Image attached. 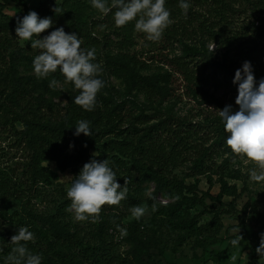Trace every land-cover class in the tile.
<instances>
[{
    "label": "trees",
    "instance_id": "obj_1",
    "mask_svg": "<svg viewBox=\"0 0 264 264\" xmlns=\"http://www.w3.org/2000/svg\"><path fill=\"white\" fill-rule=\"evenodd\" d=\"M188 2L190 8L185 16L179 0H166L165 7L170 11L172 23L159 41L152 42L144 33L134 29V21L123 27L115 26V9L104 16L91 7L89 0H37L34 11L41 18L51 17L54 21L52 27L39 34L40 37L57 27H63L66 33L76 32L83 41L82 47L95 49V62L102 65V72L107 76L103 80L104 87L97 93L93 111H86L74 102L79 90L69 82L68 105L61 112L41 95L33 94V86L41 87L34 74L23 75L19 71L21 66L33 71V58L39 54V50H33L30 45L22 47L15 33L17 19L30 10L24 6L23 0H0V134L11 137L8 149L14 151L9 159L10 165L0 163V220L27 227L34 234L35 240L27 242V248L42 256V264H96L99 258L112 259L108 255L110 231H118L117 225L123 227V218L131 214L133 206L142 203L143 185L150 182L157 192L173 190L179 194H192L188 198L194 205L206 207V198L219 204L218 208L210 210L211 219L198 227L201 234H218L223 228V213H237L243 222L248 218L236 210L232 202L222 201L223 195L234 196L236 193L235 186L229 187L222 177L217 196L201 192L199 197L197 183L186 184L172 173L179 161L188 160L192 162L193 175H203L216 166L214 157L220 153L228 155L220 166L224 170L229 158L236 157V154L225 142L227 134L218 114L207 117L206 123H192L168 109L159 108L171 94L168 84L174 78L166 72L141 74L146 62L131 48L137 45V39H141L147 46L148 59L163 62L173 71L179 69L191 93L206 103L221 106L220 99L202 90L189 75L184 57H202L206 66L214 71L232 77L234 74L211 58L205 40L199 45H189L187 40L193 36H205L207 41L228 43V38L221 32L223 24L236 14L250 11L260 25L251 23L237 33L252 32L264 41V0ZM9 3L22 6L23 13L17 18H8L3 11ZM175 42L185 48L184 56L169 57L166 53L167 47ZM55 73L63 75L59 70ZM111 77L119 79L124 90L115 88L110 82ZM43 87H46L45 83ZM138 95L147 102L141 101ZM148 111L159 114L152 123H149ZM80 120L90 122L92 136L73 134L74 126ZM195 124L208 129L203 142L195 139L198 136ZM202 138L199 136L198 139ZM209 140H213L212 144L204 146ZM92 158L108 159L121 185L124 178H128V194L118 206H102L95 222L87 220L81 225L72 221L71 201L59 184L57 173L42 163L54 162L60 172L66 169L79 172ZM11 200L18 201L19 208L9 212ZM138 224V220L131 224L130 235L143 236ZM180 226L193 228L191 222H182ZM10 239L11 236L0 232L2 244L7 241L12 245ZM244 249L249 251L253 264H261L256 248L244 246ZM0 262L3 263L4 259L0 258Z\"/></svg>",
    "mask_w": 264,
    "mask_h": 264
},
{
    "label": "rangeland",
    "instance_id": "obj_2",
    "mask_svg": "<svg viewBox=\"0 0 264 264\" xmlns=\"http://www.w3.org/2000/svg\"><path fill=\"white\" fill-rule=\"evenodd\" d=\"M24 6L34 11L37 7V0H23ZM23 7L9 3L4 8V14L8 18H17L23 13ZM253 23L259 26L250 11L241 15H234L229 19L228 23L222 26V33L228 38V43L222 40L207 41L205 36H193L187 40L189 45H199L201 40L206 41L208 50L211 51V58L226 68L233 74L235 70L240 68L242 63L247 60L251 62L254 76L257 81L264 78V41L256 38L252 32L245 35L237 32L241 27ZM235 36V37H232ZM237 36V37H236ZM19 44L22 47L30 45L29 42L22 41L19 38ZM147 46L141 39H137V45L131 48L139 54L140 59L144 60V68L140 70L143 75L171 73L173 82L168 84L171 87V94L166 97L160 109H168L176 116H183L192 123H206L207 117L218 114L219 110L225 105H232L233 110L238 109L235 104L237 95V86L232 83V76H226L224 73L214 71L206 66V62L202 57L189 56L184 57L187 61L189 75L193 76L197 84L209 95L220 99L221 106L213 103H206L203 98L196 96L186 87V81L179 69H171L163 62L148 59ZM214 48V49H213ZM37 50V49H33ZM213 50V51H212ZM166 53L169 57H178L185 55V48L178 42L168 46ZM102 68V65H100ZM20 67L19 71L23 75L34 74L33 71ZM99 77L104 80L106 74L101 72ZM55 79L56 85L50 86L51 81ZM37 82L41 87H32L33 94H39L55 109L64 112L68 105V96L70 85L65 82V78L61 74L51 73L47 78L38 79ZM112 85L124 90V84L116 78L111 77ZM45 83L46 87H43ZM165 85L166 83H162ZM51 90L49 91V89ZM141 101L147 102L142 95H138ZM147 105H153L147 103ZM159 106V105H157ZM149 123L156 120L159 115L153 111H148ZM196 127L198 124H195ZM20 128V124H16ZM198 136L195 139L204 141L207 137L205 127H197ZM205 132V133H202ZM202 133V135H200ZM202 136V139H198ZM194 140V139H192ZM11 137L7 134H0V163L3 165L11 164V157L14 154L13 149H8ZM194 142V141H193ZM213 140L204 143V146L211 145ZM200 144V143H196ZM191 152V151H190ZM228 158L227 154H218L214 157L215 165L203 175H193L191 161H179L172 173L186 184L197 183L199 191L197 195L200 197L201 192H208L212 196H217L220 191V178L222 177L229 187L235 186L236 193L234 196H222L225 203L232 202L236 210L248 217L244 222L238 217L237 213H223L221 215L223 228L215 236L201 234L198 227L206 224L212 217L210 210L218 208V203H213L208 198L204 199L206 207L194 205L188 198L192 194L183 192L179 194L173 190L155 191L153 183L144 184L142 193L143 201L139 205L146 207V214L139 221V228L142 231V237H134L130 235L128 229L134 222L131 214L125 216L122 220L123 228L127 229V236L121 238L119 231H110L112 234L110 249L108 255L112 259L99 258L96 264H253L250 253L244 249V246L258 247L261 234L264 233V183L252 182L250 180V170L255 169L256 165L243 156L229 158L227 167L222 170L220 167L224 160ZM44 166H48L57 173L59 184L67 191L70 187L73 176L79 172H73L66 169L63 172L57 170L56 164L51 161L43 162ZM151 194V198H149ZM155 206L156 211L152 208ZM178 207V209H176ZM19 208V202L11 200L8 205V211L11 212ZM70 216L74 223L79 222L83 225L84 221H77L75 213L70 208ZM250 217V219H249ZM182 222H191L193 228L181 227ZM16 225L10 220H0V232L5 235L12 236L16 234ZM239 228V235L242 240L237 246H232L230 241L238 238L234 229ZM0 240V258L10 254L12 245L7 241L2 244ZM235 258V259H234ZM258 261L264 264V257H260ZM4 264V262H0Z\"/></svg>",
    "mask_w": 264,
    "mask_h": 264
},
{
    "label": "clouds",
    "instance_id": "obj_3",
    "mask_svg": "<svg viewBox=\"0 0 264 264\" xmlns=\"http://www.w3.org/2000/svg\"><path fill=\"white\" fill-rule=\"evenodd\" d=\"M89 3L104 16L115 9V26L123 27L134 21V29L144 33L147 40L152 42L159 41L172 23L170 11L165 7L166 0H89ZM179 7L187 16L190 8L188 0H179ZM53 24L51 17L41 18L37 12L30 10L17 19L16 37L29 42L32 49L39 50V54L32 61L36 78H47L49 74L59 70L65 82L72 83L74 89L79 90L74 102L86 111H93L97 103V93L104 87V81L98 78L102 68L95 62L96 51L82 47L83 41L78 34L66 33L63 27H57L40 37L39 34ZM56 83L53 79L50 86L54 87ZM232 83L237 86L235 104L238 109L234 111L232 105H225L218 112L227 134L225 142L233 154L243 156L256 165L255 169L250 170V180L264 183V78L257 81L251 62L245 60L235 70ZM74 127L73 134L76 136L81 133L85 136L93 135L87 120L78 121ZM73 177L66 195L71 201L70 208L77 221L95 222L102 206H118L127 198L129 179L125 177L123 185L118 183L117 175L108 159H90ZM152 210L156 211L155 206ZM130 211L134 219L140 220L146 214L147 208L133 206ZM117 228L121 238L127 236L126 228L119 225ZM234 231L238 238L232 239L230 244L237 246L243 238L239 235V228ZM34 240V234L27 227L17 228L16 234L9 241L13 247L5 257L4 264H42V256L27 248V242ZM255 252L259 257H264V233L261 234Z\"/></svg>",
    "mask_w": 264,
    "mask_h": 264
}]
</instances>
